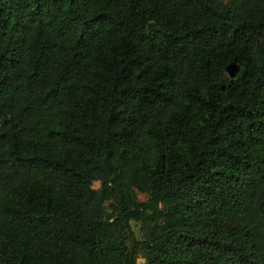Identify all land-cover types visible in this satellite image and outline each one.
I'll list each match as a JSON object with an SVG mask.
<instances>
[{"label":"trees","instance_id":"obj_1","mask_svg":"<svg viewBox=\"0 0 264 264\" xmlns=\"http://www.w3.org/2000/svg\"><path fill=\"white\" fill-rule=\"evenodd\" d=\"M141 256L264 264V0H0V264Z\"/></svg>","mask_w":264,"mask_h":264},{"label":"rangeland","instance_id":"obj_2","mask_svg":"<svg viewBox=\"0 0 264 264\" xmlns=\"http://www.w3.org/2000/svg\"><path fill=\"white\" fill-rule=\"evenodd\" d=\"M94 186H95V188H99V187H100V182H96ZM139 197H140V199H141L142 201H145V200L147 199V197H146L145 194H139ZM135 228L139 230V227H138V226H136ZM143 263H144V259H143V257L141 256V257L139 258V264H143Z\"/></svg>","mask_w":264,"mask_h":264},{"label":"water","instance_id":"obj_3","mask_svg":"<svg viewBox=\"0 0 264 264\" xmlns=\"http://www.w3.org/2000/svg\"><path fill=\"white\" fill-rule=\"evenodd\" d=\"M232 71L230 72V74L232 75V76H235L236 75V72L239 70V68L238 67H232Z\"/></svg>","mask_w":264,"mask_h":264}]
</instances>
